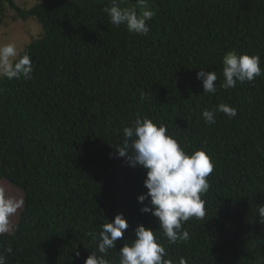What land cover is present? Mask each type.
<instances>
[{
	"label": "trees",
	"instance_id": "trees-1",
	"mask_svg": "<svg viewBox=\"0 0 264 264\" xmlns=\"http://www.w3.org/2000/svg\"><path fill=\"white\" fill-rule=\"evenodd\" d=\"M146 1L157 10L141 36L110 23L113 0H0L42 28L21 51L32 79L0 78V179L23 193L14 232L0 235L6 264H84L97 247L88 234L121 213L129 227L111 264L141 224L173 264H264V75L220 87L229 51L259 55L264 69V0ZM199 69L216 72V94H204ZM221 103L237 115L205 123L202 110ZM137 118L166 125L213 163L206 216L182 226L187 242L169 244L141 213L146 171L118 157L122 129Z\"/></svg>",
	"mask_w": 264,
	"mask_h": 264
},
{
	"label": "clouds",
	"instance_id": "clouds-1",
	"mask_svg": "<svg viewBox=\"0 0 264 264\" xmlns=\"http://www.w3.org/2000/svg\"><path fill=\"white\" fill-rule=\"evenodd\" d=\"M145 10L138 13L135 8H121L115 0L104 11L110 23L125 26L130 33L146 36L150 31L147 22L155 13L148 10L146 0H136ZM224 82L220 87L234 88L237 83L253 82L264 75L259 55L227 52L222 57ZM34 72L31 57L21 54L15 43L0 44V78L8 80H30ZM197 79L202 80L204 94H216L218 79L216 72L199 69ZM220 112L229 119L237 115L234 107L221 103L212 109L202 110L207 124H215L216 113ZM123 143L117 147L118 157L126 158L129 167H140L146 171L144 187L147 192L137 197L142 205L141 213L154 216L169 244L178 241L187 242L189 232L182 226L191 218L203 219L206 216L205 201L202 194L208 192V177L213 172V163L203 150L187 153L183 146L168 133L167 126L157 125L151 119L137 118L131 126L122 129ZM147 201V203H145ZM23 201L5 198L0 193V235L9 232L10 218L17 213ZM264 217V207L259 208ZM264 222V220H261ZM129 225L123 214H117L111 222L101 225L98 233L88 235L96 242V251L84 261V264H111L107 258L109 251L116 250V242L122 239ZM10 253L11 249H7ZM79 256V252L76 253ZM167 253L160 238L143 224L135 228V238L119 249V264H173L165 259ZM0 264H6L0 253ZM179 264H186L180 258Z\"/></svg>",
	"mask_w": 264,
	"mask_h": 264
},
{
	"label": "rangeland",
	"instance_id": "rangeland-1",
	"mask_svg": "<svg viewBox=\"0 0 264 264\" xmlns=\"http://www.w3.org/2000/svg\"><path fill=\"white\" fill-rule=\"evenodd\" d=\"M18 5L23 8H31L42 0H15ZM116 3L121 8H135L138 13L144 11L136 0H116ZM148 10L156 12L157 6L153 2L146 1ZM41 26L37 23L36 19L29 18L23 20L19 18L16 13L7 5H0V44L15 43L20 52L34 39H37L41 34ZM0 193L5 198L23 201V193L11 185L6 180L0 179ZM20 209L10 218L9 233L14 232L18 222L20 221Z\"/></svg>",
	"mask_w": 264,
	"mask_h": 264
}]
</instances>
